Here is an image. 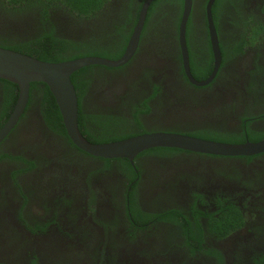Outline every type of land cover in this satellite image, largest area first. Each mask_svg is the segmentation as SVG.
Returning <instances> with one entry per match:
<instances>
[{
  "label": "flooded vegetation",
  "instance_id": "1",
  "mask_svg": "<svg viewBox=\"0 0 264 264\" xmlns=\"http://www.w3.org/2000/svg\"><path fill=\"white\" fill-rule=\"evenodd\" d=\"M208 1L191 0L185 31L196 81L213 72ZM143 2L108 0L93 16L56 7L42 23L32 6L0 0V46L53 29L92 56L118 59ZM212 8L221 55L214 78L197 86L186 75L180 8L164 0L148 19L147 11L126 63L93 66L78 79L83 137L107 143L164 131L229 144L263 140L264 0H214ZM8 88L0 80L4 121L15 105ZM41 97L32 91L0 143V264H264V152L152 148L132 160L94 157L47 122Z\"/></svg>",
  "mask_w": 264,
  "mask_h": 264
},
{
  "label": "water",
  "instance_id": "2",
  "mask_svg": "<svg viewBox=\"0 0 264 264\" xmlns=\"http://www.w3.org/2000/svg\"><path fill=\"white\" fill-rule=\"evenodd\" d=\"M153 0H144L136 23L132 29L123 55L116 59L84 56L60 62L39 60L14 50L0 47V80L17 86V99L8 119L0 129V143L14 127L22 115L29 99L31 83L45 84L58 108L65 131L73 144L85 153L104 159L124 158L132 160L141 152L152 148H174L190 152L217 156H250L264 152V139L258 142L229 144L200 139L176 132L156 131L132 136L107 143H92L80 133L78 128V100L71 76L88 66L118 67L126 63L137 48L148 8ZM214 0H209L204 8V22L209 31L213 51V72L205 81L194 80L189 71L186 51L185 31L190 13L191 0H183V12L179 24V41L186 75L197 86L208 84L220 67L221 55L216 27L212 16Z\"/></svg>",
  "mask_w": 264,
  "mask_h": 264
},
{
  "label": "trees",
  "instance_id": "3",
  "mask_svg": "<svg viewBox=\"0 0 264 264\" xmlns=\"http://www.w3.org/2000/svg\"><path fill=\"white\" fill-rule=\"evenodd\" d=\"M5 2L6 5L10 6H22L24 9H28V6H32L33 8H30V10L37 11V18H40V21L42 23H48V20L50 19V10L56 7H68L70 8L69 11L73 13H77L78 15H85V16H93L96 11H98L108 0H2ZM164 0H153L151 2L147 19L152 14V12L155 10L156 5L158 3H161ZM168 3L175 4L176 7L180 8L176 27L178 31V27L181 20V12H182V6H183V0H166ZM205 5V4H204ZM216 5V3H215ZM141 6V4H140ZM8 7V6H7ZM205 7V6H204ZM203 7V10H204ZM215 7V6H213ZM29 10V9H28ZM140 10V7H139ZM165 16H167V12H164ZM212 16L214 19L215 16V10L212 8ZM214 21V20H213ZM136 23V22H135ZM190 23H187V31L190 27ZM206 26V23L204 24ZM124 26V25H123ZM122 26V29L125 28ZM56 31L53 32V29L42 31L39 35L34 36L32 38H29L26 41L13 43L11 45H2L0 47L7 48L10 50H14L16 52H20L29 56H33L39 60L47 61V62H60L65 60H71L79 57L84 56H92L97 55L95 51L89 52L88 50L81 47V45H75L72 42H69L66 38L62 39L56 36ZM129 33L125 35V39L127 40ZM208 42V40H207ZM118 54H115L111 59H117ZM212 64V58L210 59ZM93 66L84 67L78 71H76L71 76V81L74 85V88L76 90L77 99H78V105L80 102V97L83 94L84 91V84L82 85L78 79L87 71H90ZM206 76V73H205ZM204 76V77H205ZM11 91V105L15 103V100L17 98V86L5 81L1 80ZM35 89H39L41 91L42 97H41V106L44 107L46 110L43 112V116L47 120L48 123H56L57 125H62V119L60 116V113L58 111V108L55 104V101L53 99V96L51 95L48 87L43 83H31L30 89H29V102L32 98V91ZM9 108L4 111V114L1 116L0 119V127L5 122L4 119L8 116ZM81 124V118H80V105H79V114H78V126ZM193 136V135H190ZM195 137V136H193ZM198 138V137H197ZM117 140V138L112 139ZM93 143H102V141L97 140Z\"/></svg>",
  "mask_w": 264,
  "mask_h": 264
}]
</instances>
